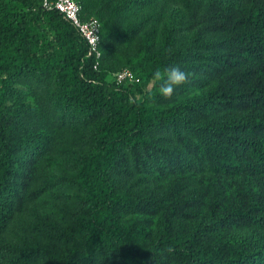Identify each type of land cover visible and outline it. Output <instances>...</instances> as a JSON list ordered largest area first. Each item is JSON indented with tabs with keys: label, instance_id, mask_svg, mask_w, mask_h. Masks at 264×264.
Returning <instances> with one entry per match:
<instances>
[{
	"label": "trees",
	"instance_id": "obj_1",
	"mask_svg": "<svg viewBox=\"0 0 264 264\" xmlns=\"http://www.w3.org/2000/svg\"><path fill=\"white\" fill-rule=\"evenodd\" d=\"M74 1L96 70L61 13L0 0V264H264V0Z\"/></svg>",
	"mask_w": 264,
	"mask_h": 264
},
{
	"label": "built area",
	"instance_id": "obj_2",
	"mask_svg": "<svg viewBox=\"0 0 264 264\" xmlns=\"http://www.w3.org/2000/svg\"><path fill=\"white\" fill-rule=\"evenodd\" d=\"M42 8L47 11L55 10L61 13L65 20L77 29L79 35L85 40L89 52L94 55L95 63L93 69L96 70L101 59V53L98 49L100 23L96 19L82 22L79 17L81 6L74 0H42ZM113 80L117 85L122 83L132 84L138 81L129 70H122L114 74Z\"/></svg>",
	"mask_w": 264,
	"mask_h": 264
},
{
	"label": "clouds",
	"instance_id": "obj_3",
	"mask_svg": "<svg viewBox=\"0 0 264 264\" xmlns=\"http://www.w3.org/2000/svg\"><path fill=\"white\" fill-rule=\"evenodd\" d=\"M189 74L177 66L165 68L163 71L157 69L152 75L153 86H158L160 95L170 99L177 87L188 83Z\"/></svg>",
	"mask_w": 264,
	"mask_h": 264
}]
</instances>
